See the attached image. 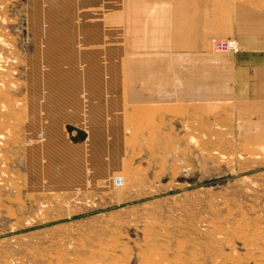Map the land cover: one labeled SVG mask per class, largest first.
<instances>
[{"label": "rangeland", "instance_id": "obj_1", "mask_svg": "<svg viewBox=\"0 0 264 264\" xmlns=\"http://www.w3.org/2000/svg\"><path fill=\"white\" fill-rule=\"evenodd\" d=\"M183 1L0 0V264H264V108Z\"/></svg>", "mask_w": 264, "mask_h": 264}, {"label": "crops", "instance_id": "obj_2", "mask_svg": "<svg viewBox=\"0 0 264 264\" xmlns=\"http://www.w3.org/2000/svg\"><path fill=\"white\" fill-rule=\"evenodd\" d=\"M165 3V7L169 3L177 6L185 4L183 0ZM209 5L210 13L218 12L220 16L210 18L218 28L209 30L206 35H232L238 46L237 52L232 54L237 73L241 79H246L239 83V90H246V98L254 101L258 109L264 108V0H209ZM163 10L162 14H165L166 8ZM180 19L183 20L184 16L177 20Z\"/></svg>", "mask_w": 264, "mask_h": 264}, {"label": "built area", "instance_id": "obj_3", "mask_svg": "<svg viewBox=\"0 0 264 264\" xmlns=\"http://www.w3.org/2000/svg\"><path fill=\"white\" fill-rule=\"evenodd\" d=\"M212 48L215 52L236 53L238 46L234 39H217L212 41Z\"/></svg>", "mask_w": 264, "mask_h": 264}, {"label": "water", "instance_id": "obj_4", "mask_svg": "<svg viewBox=\"0 0 264 264\" xmlns=\"http://www.w3.org/2000/svg\"><path fill=\"white\" fill-rule=\"evenodd\" d=\"M78 135H79L78 139H73V141H79L84 138V135L81 132H78Z\"/></svg>", "mask_w": 264, "mask_h": 264}, {"label": "bare ground", "instance_id": "obj_5", "mask_svg": "<svg viewBox=\"0 0 264 264\" xmlns=\"http://www.w3.org/2000/svg\"><path fill=\"white\" fill-rule=\"evenodd\" d=\"M71 130H74L75 133L80 132L79 130H76V129H71ZM84 138H85V135H84Z\"/></svg>", "mask_w": 264, "mask_h": 264}]
</instances>
